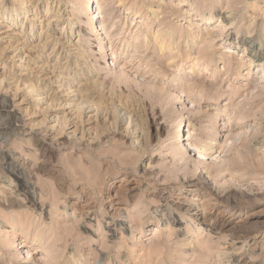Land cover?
<instances>
[{"label":"rangeland","instance_id":"374dc122","mask_svg":"<svg viewBox=\"0 0 264 264\" xmlns=\"http://www.w3.org/2000/svg\"><path fill=\"white\" fill-rule=\"evenodd\" d=\"M55 1L75 19L61 62L81 45L106 135L35 150L0 91V264H264V0Z\"/></svg>","mask_w":264,"mask_h":264},{"label":"bare ground","instance_id":"6f19581e","mask_svg":"<svg viewBox=\"0 0 264 264\" xmlns=\"http://www.w3.org/2000/svg\"><path fill=\"white\" fill-rule=\"evenodd\" d=\"M57 2L0 0V91L7 95V103L17 114L10 118H15L23 129L35 130L36 135L43 136L44 139L38 141V148H35L41 152H46L44 148L46 139L56 141L60 145L73 142L91 146L106 135L97 132L99 123L106 121V117L103 118L100 113L101 96L94 89L97 86L98 75L86 61L80 62L83 57L85 58L81 45L72 43L76 45L73 49L76 51L72 61L75 65L73 69L70 68L69 62H61L66 43L71 42V36L68 35L72 33L70 22L75 19L67 13L69 12L67 8L61 7ZM98 16L97 12H93L90 20ZM112 104L111 108L115 103ZM115 106L114 110L112 109L115 114L112 117L114 120L111 118L113 121L111 120L109 125L112 124L113 130L122 134L124 140L119 142L121 146L127 142L136 146L138 139L143 136L136 130L129 131L133 122L132 114L117 104ZM38 116L40 118L36 120ZM196 151L199 156L204 155L198 148ZM197 160L199 162V159ZM189 183L192 192L198 193L202 189L203 180ZM165 194L166 197L173 196L167 192ZM175 199L179 200V196ZM116 200L108 199L109 208L117 207ZM179 204L175 203L176 206ZM192 211V219L206 223L208 218L205 217V212L201 213L195 207ZM229 211L233 212L227 209V212ZM220 216L218 215V218Z\"/></svg>","mask_w":264,"mask_h":264}]
</instances>
